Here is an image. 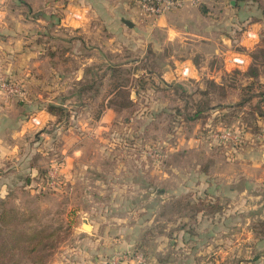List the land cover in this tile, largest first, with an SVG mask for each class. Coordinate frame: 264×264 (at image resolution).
Returning <instances> with one entry per match:
<instances>
[{
	"label": "rangeland",
	"instance_id": "374dc122",
	"mask_svg": "<svg viewBox=\"0 0 264 264\" xmlns=\"http://www.w3.org/2000/svg\"><path fill=\"white\" fill-rule=\"evenodd\" d=\"M251 1L259 9L264 6V0ZM257 49L250 53L251 58L256 56L251 65H255L257 81L263 83L264 52ZM234 77L237 86L250 81L244 74ZM17 82L24 85L26 96L12 98L7 105L0 98V113L24 101L28 89L33 93L19 115L29 125L39 171L29 180L28 194L14 197L19 202L10 205L12 208L0 203V264L219 262L218 245L230 242L231 201L216 197L214 185L230 183L236 173L245 170L251 174L260 171L264 186V132L254 130L244 108L207 109L191 119L194 110L190 108L198 100L195 89L183 93L173 88L169 95L163 83L147 81V97L132 103L123 96L107 99L115 108L105 117L109 132L102 135L96 131L94 140L87 139L83 148L88 160L75 168L80 179L71 180L61 174L62 167H67L54 139L78 123L102 120L103 109H82V104L100 98L69 97V82L47 80L41 88ZM218 101L210 99L211 104ZM222 101L234 104L238 100L232 96ZM38 105L44 113L33 109ZM50 105L58 108L54 115L47 112ZM234 110L233 117L222 118ZM45 113L53 118L44 117ZM31 118L39 125L32 124ZM43 128L50 129V135H42L39 130ZM96 137L100 143L95 142ZM183 198H188L182 203L187 207L173 205ZM201 200L215 201L220 210L204 211L206 202ZM221 213L228 219L224 218L222 225ZM245 223L246 219L235 226L244 236Z\"/></svg>",
	"mask_w": 264,
	"mask_h": 264
},
{
	"label": "crops",
	"instance_id": "0c3cea01",
	"mask_svg": "<svg viewBox=\"0 0 264 264\" xmlns=\"http://www.w3.org/2000/svg\"><path fill=\"white\" fill-rule=\"evenodd\" d=\"M258 7L251 0H199L196 6L143 20L131 0H0V71L26 87L56 80L71 83L69 97L100 98L82 109H103L102 120L78 123L53 138L67 167L61 174L79 180L75 168L88 160L84 143L94 140L96 131L109 132L105 117L115 108L107 99L120 90L133 102L147 97V81L163 83L170 95L173 88L199 91L206 82L222 84L243 75L264 33V6ZM32 97L28 89L24 101L0 113V203L7 209L19 202L14 197L28 194L29 180L39 171L29 125L19 115ZM38 106L33 109L44 113ZM39 131L50 135V129ZM95 142L100 143L97 137ZM214 187L216 197L230 198L232 226L229 245L227 240L218 245L217 264H264V231L258 229L264 223L262 174L243 170L230 183ZM218 218L220 225L228 221L223 213ZM244 219L245 236L235 228Z\"/></svg>",
	"mask_w": 264,
	"mask_h": 264
},
{
	"label": "trees",
	"instance_id": "16d2710c",
	"mask_svg": "<svg viewBox=\"0 0 264 264\" xmlns=\"http://www.w3.org/2000/svg\"><path fill=\"white\" fill-rule=\"evenodd\" d=\"M256 52H264V33L260 35V44ZM252 56H253L252 59L255 61L256 58L255 54H252ZM252 65L248 67V70L244 73V76L250 79V81L244 86L235 85L236 79L234 76L231 79H229L227 82L222 84L206 82L202 90L195 92L197 93L198 100H195V103L190 108L194 110L191 115V119L198 118L207 109H228V108L234 109L236 106H238L241 110L242 108L245 109L243 113L246 116V119L249 121V123L252 126H254V130L258 132L261 131L264 132V82L260 83L257 81L256 79L257 74L254 69L255 65L254 66ZM256 88L259 89V91L255 90ZM122 96L127 97L129 99L128 92L125 90H120L119 92H117L116 98ZM232 96L236 97V99L238 100L236 103L234 104L223 103L222 99L231 98ZM210 99H219V101L217 103L211 104ZM130 102L132 103L131 100ZM244 103L247 104L246 107H242ZM55 109L58 108L55 105H50L47 108V112L51 115H54ZM240 109L237 110L240 111ZM234 114H235V110L231 111V113H227V115L226 113H224L222 115V118L225 119L227 117H233ZM260 122H262V126L258 125ZM202 170H206V169H202ZM185 199L188 198L176 200L173 202V205H178V206L181 205L184 206L185 208L187 207L186 205H188V204L182 205V203L188 202V200L186 201ZM201 201L206 202V204L203 205L202 207L204 211L205 210L211 211L213 209L220 210V206L217 205L215 201L214 203L205 200H201ZM258 229L264 231V223H259ZM9 250L11 253H13L12 248H10Z\"/></svg>",
	"mask_w": 264,
	"mask_h": 264
},
{
	"label": "built area",
	"instance_id": "2783aa9c",
	"mask_svg": "<svg viewBox=\"0 0 264 264\" xmlns=\"http://www.w3.org/2000/svg\"><path fill=\"white\" fill-rule=\"evenodd\" d=\"M132 3L139 10L141 19L149 20L156 19L168 12L182 9L186 6H196L199 0H131ZM234 62L241 64V60ZM26 96L24 85L15 81L14 79L7 78L0 74V98L3 104L7 105V101L12 98H23ZM32 124L39 125L36 118H31ZM50 179L53 180L54 176L50 174Z\"/></svg>",
	"mask_w": 264,
	"mask_h": 264
},
{
	"label": "water",
	"instance_id": "95a60500",
	"mask_svg": "<svg viewBox=\"0 0 264 264\" xmlns=\"http://www.w3.org/2000/svg\"><path fill=\"white\" fill-rule=\"evenodd\" d=\"M85 228L88 229L89 227L85 225Z\"/></svg>",
	"mask_w": 264,
	"mask_h": 264
}]
</instances>
